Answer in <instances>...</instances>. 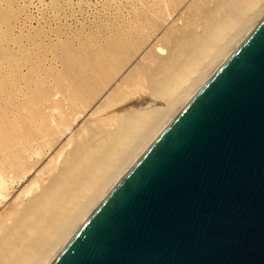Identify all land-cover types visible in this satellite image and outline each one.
I'll return each mask as SVG.
<instances>
[{"label":"bare ground","instance_id":"obj_1","mask_svg":"<svg viewBox=\"0 0 264 264\" xmlns=\"http://www.w3.org/2000/svg\"><path fill=\"white\" fill-rule=\"evenodd\" d=\"M118 1L101 37L50 47L62 66L37 82L0 48V264H52L264 19V0Z\"/></svg>","mask_w":264,"mask_h":264},{"label":"water","instance_id":"obj_2","mask_svg":"<svg viewBox=\"0 0 264 264\" xmlns=\"http://www.w3.org/2000/svg\"><path fill=\"white\" fill-rule=\"evenodd\" d=\"M52 264H264V19Z\"/></svg>","mask_w":264,"mask_h":264},{"label":"rangeland","instance_id":"obj_3","mask_svg":"<svg viewBox=\"0 0 264 264\" xmlns=\"http://www.w3.org/2000/svg\"><path fill=\"white\" fill-rule=\"evenodd\" d=\"M211 1L217 2L218 0ZM118 2L125 4L128 1L119 0ZM107 3V0H0V48L13 50L15 57L20 61L27 55L29 61L36 65L37 71L34 80L37 82L40 78H44L47 73H51L52 69H60L62 66L60 59L54 58L49 51L50 47L58 43L76 47L91 35L99 34V37L103 35L104 23L114 22L117 18L116 9L112 11V9L107 8ZM182 16V11H179L175 14V19ZM21 48L23 50H20ZM129 98L132 99L127 101L128 104L126 102L121 105L125 108L122 111L128 109L130 102L136 98L138 100L139 97L135 95V99L133 97ZM155 102H158V100ZM45 163L46 161L43 164L46 165ZM34 175L36 176V173L28 174L24 179L14 183L7 205L13 204L15 198L25 192L27 187H30L32 182L29 181L34 180Z\"/></svg>","mask_w":264,"mask_h":264}]
</instances>
